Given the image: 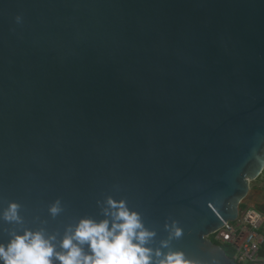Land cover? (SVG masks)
Instances as JSON below:
<instances>
[{
  "label": "water",
  "instance_id": "1",
  "mask_svg": "<svg viewBox=\"0 0 264 264\" xmlns=\"http://www.w3.org/2000/svg\"><path fill=\"white\" fill-rule=\"evenodd\" d=\"M263 173L264 0H0V242L111 197L148 247L238 264L209 237Z\"/></svg>",
  "mask_w": 264,
  "mask_h": 264
},
{
  "label": "clouds",
  "instance_id": "2",
  "mask_svg": "<svg viewBox=\"0 0 264 264\" xmlns=\"http://www.w3.org/2000/svg\"><path fill=\"white\" fill-rule=\"evenodd\" d=\"M19 208L17 202H9L0 219L23 223ZM61 211L59 200L49 207L53 217ZM101 213L99 220L80 218L59 237L43 228L9 231L7 241L0 242V264H190L182 252L148 247L155 233L145 228L126 201L109 197ZM174 235L179 237L181 230L175 228Z\"/></svg>",
  "mask_w": 264,
  "mask_h": 264
},
{
  "label": "built area",
  "instance_id": "3",
  "mask_svg": "<svg viewBox=\"0 0 264 264\" xmlns=\"http://www.w3.org/2000/svg\"><path fill=\"white\" fill-rule=\"evenodd\" d=\"M264 211L253 206H241L237 221L227 224L209 239L233 252L238 264H264L260 256L264 243Z\"/></svg>",
  "mask_w": 264,
  "mask_h": 264
},
{
  "label": "rangeland",
  "instance_id": "4",
  "mask_svg": "<svg viewBox=\"0 0 264 264\" xmlns=\"http://www.w3.org/2000/svg\"><path fill=\"white\" fill-rule=\"evenodd\" d=\"M246 205L255 208L264 207V173L255 181L250 182V193L242 203V209Z\"/></svg>",
  "mask_w": 264,
  "mask_h": 264
},
{
  "label": "trees",
  "instance_id": "5",
  "mask_svg": "<svg viewBox=\"0 0 264 264\" xmlns=\"http://www.w3.org/2000/svg\"><path fill=\"white\" fill-rule=\"evenodd\" d=\"M262 233L264 234V229L262 230ZM225 250H226L227 254H228L230 257L233 258V256H234V255H233V252H232L229 248H225ZM260 256H261L262 258H264V243H263L262 248H261Z\"/></svg>",
  "mask_w": 264,
  "mask_h": 264
},
{
  "label": "flooded vegetation",
  "instance_id": "6",
  "mask_svg": "<svg viewBox=\"0 0 264 264\" xmlns=\"http://www.w3.org/2000/svg\"><path fill=\"white\" fill-rule=\"evenodd\" d=\"M258 209H260V210H263V211H264V207H261V208H258Z\"/></svg>",
  "mask_w": 264,
  "mask_h": 264
},
{
  "label": "crops",
  "instance_id": "7",
  "mask_svg": "<svg viewBox=\"0 0 264 264\" xmlns=\"http://www.w3.org/2000/svg\"><path fill=\"white\" fill-rule=\"evenodd\" d=\"M251 206V205H250Z\"/></svg>",
  "mask_w": 264,
  "mask_h": 264
}]
</instances>
